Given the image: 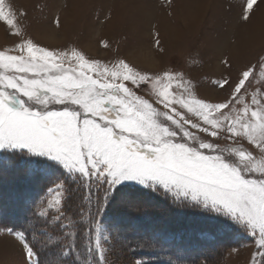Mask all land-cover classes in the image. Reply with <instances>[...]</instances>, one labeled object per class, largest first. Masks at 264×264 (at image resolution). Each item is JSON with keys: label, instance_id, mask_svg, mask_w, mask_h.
I'll use <instances>...</instances> for the list:
<instances>
[{"label": "snow or ice", "instance_id": "6c2138e0", "mask_svg": "<svg viewBox=\"0 0 264 264\" xmlns=\"http://www.w3.org/2000/svg\"><path fill=\"white\" fill-rule=\"evenodd\" d=\"M254 3L247 0L244 20L250 19ZM0 19L15 27L3 7ZM16 50L19 54L0 52V153L18 150L24 156L47 157L77 182L71 187L58 181L49 188L55 195L46 205L22 197L33 218L55 221L63 229L77 222L85 225L87 259L80 257L76 232L63 233L69 240L63 252L73 264H93L94 252L100 264H107L101 241L108 237L102 236L101 217L117 186L126 182L171 199L177 207H202L239 222L255 237L259 249L255 255L260 257L258 264H264V164L254 165L253 153L243 146L221 148L218 141L221 136L234 144L246 139L264 154V108L251 110L247 119H232L222 111H235L230 101L189 100L170 91L175 77L169 73L154 79L123 59L109 67L75 49L57 53L31 39ZM259 67L264 76V66ZM253 74L252 69L242 72L231 103L242 101L241 90L246 91ZM179 84L186 87L182 79ZM214 84L221 89L233 86L228 79ZM149 86L148 98L138 94ZM244 111L247 114V106ZM40 163L0 155V171H16L26 182L48 173L37 167ZM72 193L80 195L75 220L62 204ZM0 231L21 248V264H38L34 242L58 241L47 228L39 233L28 225Z\"/></svg>", "mask_w": 264, "mask_h": 264}, {"label": "rangeland", "instance_id": "374dc122", "mask_svg": "<svg viewBox=\"0 0 264 264\" xmlns=\"http://www.w3.org/2000/svg\"><path fill=\"white\" fill-rule=\"evenodd\" d=\"M246 5L247 0H4L0 7L13 20L15 27L0 19V52L19 54L17 46L24 40L31 39L36 45L57 53L75 49L86 58L98 60L109 67L123 59L135 70L154 79L164 77L166 73L172 74L175 79L170 91H175L177 95L182 93L189 100L196 98L210 103L230 101V108L234 107L235 111H222L232 119L238 116L247 119L251 110L259 111L264 108V76L259 67L264 66V0H255L247 21L242 18ZM57 20L59 26L56 24ZM17 32L19 35H16ZM105 43L107 48L104 47ZM249 69L254 74L249 78L250 83L246 81V91L241 90L242 101L231 103L235 95V83L242 72ZM0 74H3V70H0ZM181 79L186 87L180 86ZM223 79L232 81L233 86L221 89L214 84V81ZM149 92L150 86L145 93L138 94H145L148 98ZM254 98L256 103H253ZM246 106L247 114L244 111ZM198 135L202 139L206 136L204 133ZM218 141L221 148L243 146L253 153L254 165L264 164V154L246 139H240L234 144L221 136ZM12 153L47 162L59 169L60 173L41 192L36 199L37 203L43 200L46 205L53 198L55 191L50 193L48 190L54 188L58 181L75 182L69 179V174L61 164L47 157L24 156L18 150H5L0 155ZM38 168L47 169L48 173L45 174L53 176L48 168ZM35 186V182L28 185V194L32 195ZM117 187L118 191L113 195L126 187L142 189L132 182ZM22 193L25 191L21 188L14 189L6 199H13ZM122 194L124 193L118 195L124 200L119 202L126 205L125 211L139 206L140 201L126 199ZM62 204L65 206L66 200ZM189 208L193 211H206L232 225L230 229L224 226L217 230L221 238L226 237L236 245L216 264H258L260 257L255 255L259 250L256 239L244 225L202 207ZM2 218L10 222L16 221L13 214L6 218L3 208L0 209L1 223ZM124 222V218H121L120 225L124 228L121 233H114L116 238L130 233L125 232L128 229ZM53 223L55 221L48 224ZM101 225L102 236L108 237L101 241L107 264H135L140 261L134 258V247H131L132 252L124 250L130 249L131 239L126 243L119 241L121 245L111 242L112 236L108 228H112V222L108 217H101ZM47 226L40 224V229H34L39 233ZM2 229L5 228L0 225V230ZM201 232L203 231L198 232L197 237L202 244H209L218 236ZM173 237L168 235L165 241L169 242ZM44 246L48 249L49 244L33 243L38 264L39 256L44 257ZM194 247L196 246L191 245L189 249ZM0 264H21V248L13 237L3 231H0Z\"/></svg>", "mask_w": 264, "mask_h": 264}, {"label": "trees", "instance_id": "16d2710c", "mask_svg": "<svg viewBox=\"0 0 264 264\" xmlns=\"http://www.w3.org/2000/svg\"><path fill=\"white\" fill-rule=\"evenodd\" d=\"M4 156L10 161L21 160V163H23V160L37 161L14 153ZM40 162L42 163L38 164L37 167L48 168L53 173L52 177L41 172L34 180L26 182L16 171H0V209L3 208L6 218L12 214L16 218L14 222L6 221L5 218H2L3 221L2 223L0 221V225L2 228L12 230L23 229L25 225H28L30 229H40V224L48 225L49 234L56 235L58 241L49 244L48 249L45 246L43 247L45 253L44 257L39 256V264H61V261L63 264H73V258L71 256L65 257L67 254L63 252L69 243L68 238L64 237L63 233L69 230L76 232V245L81 259H87L89 246H86L83 235L85 225L77 222L70 229L60 228L56 223L50 225L45 222L44 218H33L31 207L23 204L22 197L25 195L35 203L41 192L60 173L56 166L47 162ZM33 182L36 183V186L31 195L28 194L27 188ZM73 183L75 182L68 181L71 187H75ZM17 188H21L25 193L7 200L6 196ZM121 192L124 193L122 195L123 197L126 196V199L140 201L138 203L139 206L125 211L126 205L123 202H119L124 200L118 195ZM121 192L112 196L102 216L105 219L108 217L110 223L112 222V228H108L111 233L110 236H112L111 242L113 243L114 241L121 245L119 241L126 243L131 239L130 249L124 248V250L132 252L131 247H134L136 249L134 258L142 261L143 264H216L225 256L228 250L236 245L231 243L226 237L224 239L221 238L217 232L218 229H221L220 227L227 226L230 229L232 225L208 214L206 211H193L189 207H177L172 203L171 199H166L144 189L126 187V189H121ZM79 200L80 195L72 193L71 198L66 200L64 206L66 214L74 220L77 219L76 210ZM15 210L19 212H15ZM121 218H124V224H126L124 226L128 229L125 232L129 231L130 233L121 236V238L118 236L116 238L114 233L119 234L124 228L120 225ZM117 221L118 223H116ZM199 231L215 236L218 234V236L213 242L202 244L197 237ZM168 235L174 236V239L166 242L165 239ZM178 235H180L179 239ZM191 245L196 247L189 249ZM94 254L95 252L92 255L93 264H100ZM49 260H51L50 263H48Z\"/></svg>", "mask_w": 264, "mask_h": 264}]
</instances>
